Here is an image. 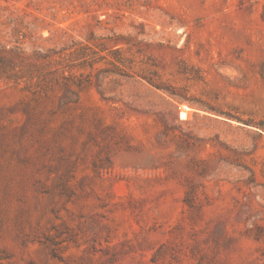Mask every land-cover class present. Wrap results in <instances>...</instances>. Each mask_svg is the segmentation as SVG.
Listing matches in <instances>:
<instances>
[{"label": "rangeland", "instance_id": "1", "mask_svg": "<svg viewBox=\"0 0 264 264\" xmlns=\"http://www.w3.org/2000/svg\"><path fill=\"white\" fill-rule=\"evenodd\" d=\"M0 264H264V0H0Z\"/></svg>", "mask_w": 264, "mask_h": 264}]
</instances>
